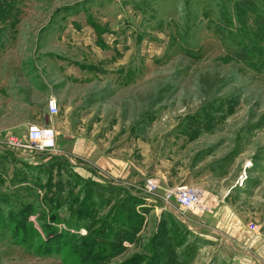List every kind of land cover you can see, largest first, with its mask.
<instances>
[{
  "label": "rangeland",
  "instance_id": "1",
  "mask_svg": "<svg viewBox=\"0 0 264 264\" xmlns=\"http://www.w3.org/2000/svg\"><path fill=\"white\" fill-rule=\"evenodd\" d=\"M51 93L82 100L75 132L49 114ZM26 120L55 128L54 151L8 143L25 142ZM78 136L118 170L61 150ZM178 185L201 191L196 210L165 207ZM219 200L264 221V0H0V264H222L194 227L177 249L165 228Z\"/></svg>",
  "mask_w": 264,
  "mask_h": 264
},
{
  "label": "crops",
  "instance_id": "2",
  "mask_svg": "<svg viewBox=\"0 0 264 264\" xmlns=\"http://www.w3.org/2000/svg\"><path fill=\"white\" fill-rule=\"evenodd\" d=\"M2 65H8V63H3ZM77 76V74L67 72L65 69L64 73L60 75L62 81H60L59 86L65 87L66 89L71 81L76 80ZM91 77L94 78L96 76ZM70 78L74 79L71 80ZM105 90L106 87L104 91L98 92V95L101 94V97L104 95L101 98L102 100L107 99ZM60 96L62 95L59 94ZM51 98H56V96L51 93L48 98V103ZM79 98L74 103L65 100L64 104L62 101L57 104L59 112H62L63 109L65 110V115L62 117V127L66 131H76L74 128H76L78 113L81 112L80 106L82 104V100H79ZM33 124L31 120H26L22 123V127L26 130L30 125L34 126ZM59 145L61 150L67 154L71 153L76 155L84 161L89 160L94 165H97L98 168L109 169L111 172L114 169L118 170L116 166L119 164V160L108 157L106 155L107 152L101 150V146H96L91 140L78 136L71 146H69L68 141L60 142ZM231 206L236 205L232 204ZM184 222L187 227L195 228L196 232H194V235L209 240L204 248L205 251H211L213 254H216L214 259L217 258L222 264H264V221L259 225L260 228L257 231L250 230L248 223L252 221H245L242 217L236 216V213L230 208V205L226 204V201L219 200V202L211 205V210L206 214V217H203L201 222L197 220L193 221V224L189 220ZM205 228L206 233L203 234ZM217 235L219 237L221 236V238ZM242 250L248 251L251 256L239 254L238 252Z\"/></svg>",
  "mask_w": 264,
  "mask_h": 264
},
{
  "label": "built area",
  "instance_id": "3",
  "mask_svg": "<svg viewBox=\"0 0 264 264\" xmlns=\"http://www.w3.org/2000/svg\"><path fill=\"white\" fill-rule=\"evenodd\" d=\"M48 111L51 115L59 113V107L54 98H51L48 103ZM8 143L17 148H35L41 151H54L57 144V132L54 127L50 125L31 126L27 131V139L25 142L19 141L17 138L8 137ZM244 179L239 182L242 185ZM145 188L149 193L157 191L160 186L156 179H149L145 183ZM164 197L165 207H179L183 214L189 211H194L201 204L202 193L199 189L189 187L187 185H178L165 191ZM248 228L257 231L259 227L254 223H249Z\"/></svg>",
  "mask_w": 264,
  "mask_h": 264
},
{
  "label": "trees",
  "instance_id": "4",
  "mask_svg": "<svg viewBox=\"0 0 264 264\" xmlns=\"http://www.w3.org/2000/svg\"><path fill=\"white\" fill-rule=\"evenodd\" d=\"M39 179L36 180V182H38ZM36 182L34 184H36ZM140 201L138 198H136L135 196L131 195L128 196L123 204H122V208L124 210V219L120 221V223H122L123 225H125V227L128 229V233H129V239L133 240L134 236L136 235L137 231L141 228V224H142V220L143 218L141 217V215L138 214V212H135V205L138 204ZM32 209L27 210L25 212V216L22 218V220L20 221V224H24L25 225V231L27 230L28 224H29V215L32 213ZM127 214V216H125ZM171 217L175 218L172 214H168ZM16 216H13L12 218H15ZM178 223H176V221H174L171 218V226H172V230H174L172 233H170V229L171 227H165L166 230H169V234H167V240L169 242H171L172 246L174 248H176V246L180 245L187 237V235H192V232L189 231V229L187 228V226L183 225V229L181 230L180 228L177 227ZM183 231V232H182ZM49 234V233H48ZM173 234V235H172ZM187 234V235H186ZM169 235V236H168ZM55 240L61 241L63 240V238L65 237H57L56 235L54 236ZM177 249V248H176Z\"/></svg>",
  "mask_w": 264,
  "mask_h": 264
}]
</instances>
